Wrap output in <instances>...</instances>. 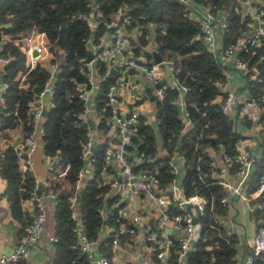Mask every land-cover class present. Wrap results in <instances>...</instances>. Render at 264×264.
Instances as JSON below:
<instances>
[{"label": "built area", "instance_id": "built-area-1", "mask_svg": "<svg viewBox=\"0 0 264 264\" xmlns=\"http://www.w3.org/2000/svg\"><path fill=\"white\" fill-rule=\"evenodd\" d=\"M237 1L247 15V31L221 49L219 63L224 80L219 84L217 101L221 113L230 118L235 127L237 123H250L247 124L250 130L253 127L262 129L264 92L255 94L250 90L233 89L229 82L231 69L226 61L233 58L232 66L246 72V61L238 53L259 44L264 57V0ZM86 6L89 11L78 17L91 31H95L100 23L103 30L98 37L90 35L86 39L87 54L79 59L84 79L74 85L80 100L77 118L87 129L75 188L85 186L92 178L97 185L106 188L105 197L111 202L109 206L102 204L97 208L103 218L99 240L109 239L113 254L107 258L98 251V244L87 237L77 212L72 213L75 246L86 255L89 264H188L187 257L199 251V242L206 250L218 248L217 239L210 242L201 234L207 213L208 218H213L210 225H222L226 234H231L228 227L233 223L231 205L233 199L240 198L247 203L256 229L251 238L245 240L249 252L242 251L238 243V251L229 264H264V162L257 180L249 187L254 160L258 156L253 150L255 139L239 138L232 155L218 146L199 145L197 162H204L203 154L208 156L205 164L210 175L223 188L219 203L226 207L225 213L214 212L215 207L206 196L197 192L188 194L183 182L185 156L178 150L169 151L161 143L156 127L155 101L163 100L166 91L173 89L178 91V97L174 96L171 103L180 110L182 131L189 128L182 97L185 85L177 74L178 68L167 56L154 61L153 53L157 51L153 39L141 29L142 26L132 24L125 7L118 6L109 19L101 21L93 0H88ZM196 20L197 37L202 38L208 49L215 51V30L225 29L226 21L208 8L199 13ZM145 25L150 29L153 27L152 22ZM3 39L18 45L23 52L25 69L21 79L38 63L49 71V76L27 103L25 124L31 125L32 130L21 133L23 123L20 121L10 140L11 144L19 135L12 147L19 158L20 169L32 170L37 138L42 139L45 132L43 111L54 106L53 84L58 61L45 33L35 28L6 34ZM8 61L9 57L0 55V65ZM7 87L8 83L0 79V105ZM142 126L144 129L150 127L155 135L154 151L141 147L145 137ZM249 128L245 134L250 132ZM54 160V155L42 154L47 172L53 170ZM162 161H165L167 177L160 174ZM69 167L66 163L59 175H65ZM35 182L31 218L22 227L13 248L0 252V264H32L30 248L42 240L47 213L45 201L37 192L39 182L36 177ZM45 195L52 198L54 193ZM45 235L50 247L56 238Z\"/></svg>", "mask_w": 264, "mask_h": 264}, {"label": "trees", "instance_id": "trees-1", "mask_svg": "<svg viewBox=\"0 0 264 264\" xmlns=\"http://www.w3.org/2000/svg\"><path fill=\"white\" fill-rule=\"evenodd\" d=\"M87 2L88 0H0V55L9 57L8 63L0 65L1 79L8 83L0 105V178L4 181L0 197L4 196L9 214L20 223V228L28 222L22 203L31 198L36 182L32 170L21 171L19 158L10 140L14 137L20 121L23 123L21 133L32 130L31 125L25 124L28 117L27 103L49 76V71L38 63L21 79L20 76L25 69L23 52L18 45L4 40L3 36L27 28L44 32L58 61L53 84L54 106L44 115L45 132L41 139L43 153L55 156L53 170L46 174V191L40 193L42 198L47 192L54 193L51 198L52 234L56 241L52 243L50 249L49 264H89V259L74 244L73 212L80 215L85 233L90 240L98 244V251L107 258H111L113 254L109 239L99 240V228L103 218L97 208L102 204L109 206L111 202L105 197L106 188L97 185L93 178L89 179L85 186L75 188L77 170L82 164L80 153L87 129L85 123L77 118L80 100L74 85L84 79L79 59L87 54L86 39L90 35L98 37L103 30L100 23L95 31H91L78 17V14L89 11ZM93 2L97 5L98 18L101 21L109 19L118 6L125 7L132 24L142 26L141 29L153 39L154 48L160 57L170 58L169 55H172L170 59L174 61L178 68L177 74L185 85L182 97L190 125L186 131H182L180 110L171 103L174 96L178 97V91L168 89L163 100L155 101L157 132L161 143L169 151L178 150L185 156L183 182L186 192L188 194L197 192L206 196L212 201L214 212L225 213L226 207L219 203L223 188L210 175V170L205 164L208 156L203 154L204 162H197L199 145L218 146L232 155L235 153L237 140L252 135L255 139L253 150L256 153L260 152V157L254 160L255 172L249 180L251 187L257 180L263 163L264 128L253 127L252 132L245 135L236 129L230 118L221 113L217 101L219 84L224 80L219 63L220 55L208 49L202 38L197 37L199 27L196 19L199 13L192 2L202 4L226 21V28L220 29L222 48L247 31V15L244 8L237 0H93ZM147 22H152L151 29L145 25ZM262 53L261 44L253 46L247 52L238 53V56L246 61L247 66L242 76L248 90L255 94L264 92ZM100 99L102 103L103 97L100 96ZM143 131L145 137L141 147L154 151L153 131L150 127L146 126L144 129L142 126L141 132ZM179 137L181 141L177 146ZM158 159L165 160L164 157ZM164 162L160 163L159 169L160 174L167 177ZM66 163H69V169L65 175H59ZM96 167L98 168L99 164ZM46 212L47 218V206ZM205 217L201 234L210 242L217 239L218 248L206 250L203 249V243L199 242L200 249L188 255V264L208 262L229 264L238 251L237 236L233 233L226 234L222 225H210L209 221L213 223V218H208L209 213ZM244 251L249 252L246 243Z\"/></svg>", "mask_w": 264, "mask_h": 264}, {"label": "crops", "instance_id": "crops-1", "mask_svg": "<svg viewBox=\"0 0 264 264\" xmlns=\"http://www.w3.org/2000/svg\"><path fill=\"white\" fill-rule=\"evenodd\" d=\"M192 5H194V8L198 13H202L206 7L202 4L192 2ZM242 8L243 5L241 4ZM215 40H216V46L215 51L220 55L221 48H222V40H221V34L220 30H215ZM170 58H172V55H169ZM233 58L228 59L226 61L227 67H230L231 69V77L229 79L230 85L233 89L237 91H245L248 90V86L246 85L245 78L242 76V71L234 68L232 66ZM253 77V76H252ZM249 126L247 124L243 125L241 123L236 124V129L240 131L241 133L245 134L246 129H248ZM250 130V128H249ZM252 130H250L249 133H251ZM248 135V134H245ZM38 140V146L36 150L32 154V160H33V167L32 171L36 177V179L39 182L38 191L40 193H45L46 187H47V181H46V174L47 170L45 165L42 161V144L40 138H37ZM248 140H253V136L249 135L246 137ZM250 146L252 147V143H250ZM257 158L260 157V152H257ZM263 155V154H262ZM262 160L264 162V156L262 157ZM261 160V161H262ZM252 170V174L255 172ZM4 188V181L2 178H0V193L2 192ZM43 199L47 206V211H49V206H51V213H52V202L51 198H48L47 196H43ZM232 216H233V223L229 225L228 227L231 229L232 233L237 236L239 248L243 251L244 250V244L245 240L251 238L253 233L256 229V224L251 221L250 215L248 212V206L245 201H243L240 198H235L232 201ZM22 209L23 212L26 215V222L30 220L31 214L33 212L32 209V200L27 199L22 203ZM0 211H1V224H0V252L9 251L13 248V246L18 242V238L20 235V231L22 230L21 225L19 222H17L14 218L11 217L8 211V204L4 198V196L0 197ZM48 217V214H47ZM53 217V215H52ZM47 221V218H46ZM20 228V229H19ZM53 231V221H52V227L51 229L48 228L46 222L44 225V235L42 236V240L30 248V260L32 264H49L48 263V257L50 253V249H52V245L48 247L47 242V236L46 233L49 235L52 234ZM124 256V255H123ZM122 256V257H123Z\"/></svg>", "mask_w": 264, "mask_h": 264}, {"label": "water", "instance_id": "water-1", "mask_svg": "<svg viewBox=\"0 0 264 264\" xmlns=\"http://www.w3.org/2000/svg\"><path fill=\"white\" fill-rule=\"evenodd\" d=\"M153 56H154V61H155V62L159 61L160 58H161L158 52H154V53H153ZM88 58H91L90 54H88ZM1 78H2V75H1V73H0V79H1ZM46 113H47V110H44V111H43V115H46ZM90 126L92 127V122H90ZM18 138H19V135H17V136L12 140V142H11V145H12V146L16 144ZM180 141H181V137H179V138L177 139V146H179ZM37 192H38V189H37Z\"/></svg>", "mask_w": 264, "mask_h": 264}, {"label": "rangeland", "instance_id": "rangeland-1", "mask_svg": "<svg viewBox=\"0 0 264 264\" xmlns=\"http://www.w3.org/2000/svg\"><path fill=\"white\" fill-rule=\"evenodd\" d=\"M17 130V129H16ZM41 140V139H40ZM41 144H42V140L40 141ZM42 152H43V149H42ZM44 164V163H43ZM49 211H48V217H47V221H46V224L48 226L49 229H51L52 227V221H53V217H52V213H51V206H49Z\"/></svg>", "mask_w": 264, "mask_h": 264}]
</instances>
